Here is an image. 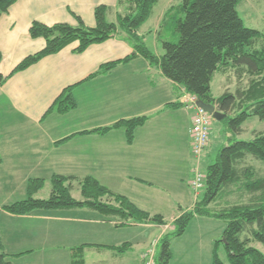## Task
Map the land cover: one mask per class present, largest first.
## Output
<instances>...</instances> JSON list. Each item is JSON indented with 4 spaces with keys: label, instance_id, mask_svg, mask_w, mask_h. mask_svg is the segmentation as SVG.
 <instances>
[{
    "label": "crops",
    "instance_id": "0c3cea01",
    "mask_svg": "<svg viewBox=\"0 0 264 264\" xmlns=\"http://www.w3.org/2000/svg\"><path fill=\"white\" fill-rule=\"evenodd\" d=\"M118 1L17 0L0 15V72L9 76L22 60L44 48L43 38L30 36L33 22L76 26L80 17L86 26L94 27L95 9L110 7L108 18L114 21L122 11ZM154 13L155 8L147 22ZM162 21L159 17L149 25L150 32H157ZM147 22L141 28L143 36ZM78 44L42 58L0 85V234L4 249L13 264H72L73 248L80 245H88L86 264H145L144 254L161 240L166 226L174 225L180 207L192 210L202 196L191 187L198 164L192 159L190 137L194 110L186 106L183 87L140 55L90 78L102 65L134 53L123 37L91 45L81 53L75 51ZM68 87H74L77 107L67 113L48 112ZM144 116L147 120L136 129L132 143L121 128L93 132ZM213 138L212 127L200 168L212 153ZM55 175L94 177L139 208L162 215L167 224H124L117 216L90 206L22 215L3 208L27 198L30 179L49 180ZM75 182L79 180L71 184ZM209 219L196 216L190 229L174 239L172 264H212L214 241L222 235ZM189 230L191 235H185ZM126 243L129 246L124 251L112 248ZM134 248H138L134 261H124Z\"/></svg>",
    "mask_w": 264,
    "mask_h": 264
},
{
    "label": "trees",
    "instance_id": "16d2710c",
    "mask_svg": "<svg viewBox=\"0 0 264 264\" xmlns=\"http://www.w3.org/2000/svg\"><path fill=\"white\" fill-rule=\"evenodd\" d=\"M16 1L0 0V15L8 12ZM159 1L119 0L118 5L122 11L117 14L116 21L108 18L111 8L100 5L95 9L94 27L86 26L80 17H77L79 24L76 26L68 23L47 25L39 21L33 22L30 36L43 38L46 41L44 48L27 56L9 76L0 72V85L14 73L29 68L42 58L56 54L75 42L79 43L75 51L81 53L91 45L123 37L133 47L134 53L124 60L102 65L90 78L111 72L119 64L140 55L148 59L150 64L159 66L168 79L195 95L199 101L215 105L226 115L222 122L230 124L237 131H241L244 123L251 117L264 120V33L244 24L238 12L242 0H184L181 5L172 6L163 22L168 19L179 38L161 39L164 49L161 56L149 48L146 36L141 34L142 26L151 18ZM176 9L178 11L173 14ZM258 39L263 41L260 48L256 47ZM1 61L0 52V64ZM231 69L238 73L247 71L252 77L249 86L237 89L235 93L228 91L215 97L211 84L216 73L225 74ZM73 90L74 87L66 88L48 112L67 113L75 109L78 103ZM146 120L145 116L123 119L93 132L104 133L121 128L126 132L127 141L132 143L136 129ZM218 150L215 162L205 171L202 196L192 210L186 211L180 207L173 235H165L161 239L158 264H172V243L186 232L196 216L227 222L222 238L214 243L212 264H223L219 254L221 246H224L230 264H264V253L251 245L252 241L264 244V175L250 163V157H253L264 165V131L258 132L252 140L235 141L230 145L220 146ZM2 161L0 155V165ZM73 180L81 182L82 200H77L72 195ZM52 184V194L48 199L35 198L33 195L42 188L44 179H30L27 185L28 197L3 208L22 215L36 210L90 206L105 215L117 216L124 224H167L162 215L139 208L128 197L110 190L94 177L78 179L55 175ZM233 196H237V200H233ZM87 246L73 248L72 264H86ZM128 246L126 243L112 248L124 251ZM0 264H13L4 249L1 234Z\"/></svg>",
    "mask_w": 264,
    "mask_h": 264
},
{
    "label": "rangeland",
    "instance_id": "374dc122",
    "mask_svg": "<svg viewBox=\"0 0 264 264\" xmlns=\"http://www.w3.org/2000/svg\"><path fill=\"white\" fill-rule=\"evenodd\" d=\"M183 1L184 0H160L156 4L155 13L152 19L149 22H147V24L143 28V33L146 36V42L149 48L153 52H155L158 56H161L164 54V49H163V46L160 40L161 39L177 40L179 38V34L177 32H174L172 24L171 22L168 21V19L166 22L162 21L163 23L157 28V32L155 31L150 32L149 25L155 23V21L158 20L159 17L164 18L163 14L166 12L168 7L179 6L183 3ZM177 11L178 9H176L173 14H175V12ZM238 12L242 20L244 21V24L248 28L256 29L260 31L261 33H264V0H242L240 5L238 6ZM109 20H112V19L109 18ZM113 20L115 21L116 19H113ZM173 32L175 33L174 37H172ZM262 44H263L262 39H258L256 43V47L260 48ZM251 78H252L251 75L247 71H242L238 73L237 71L231 69L228 73H225V74L222 72H217L211 84L212 92L215 97H220L228 91L235 93L237 89L247 88L250 84ZM212 127L214 130V138L212 141L213 146L211 148L212 153L209 155L208 158L204 159L201 164V169L204 172L206 171V169L208 168L210 164L215 162L217 153L219 151L218 149L220 146L230 145L234 143L235 141H240V140H244V141L252 140L258 132L264 131V120H261L258 117H251L244 123L241 131H237L235 128L230 126V124H227L226 122H222L218 120H215L213 122ZM192 159H195L193 153H192ZM250 159H251L250 163L253 164L257 168L260 174L264 175L263 163L253 157H250ZM52 178H50L49 180L44 179V185L42 186V188L33 195L35 198L48 199L51 196L52 189H53ZM80 184H81L80 181L72 184V190H71L72 195L77 200H82L84 198ZM202 191H200V193ZM6 192L8 191L6 190ZM26 196L28 197V193L26 194ZM232 198L233 200H237V196H233ZM168 220L170 221V219ZM209 221H211V223H214V225H216V227L220 231L218 235H223L227 222H225L224 220L215 219V218L213 219L211 218L209 219ZM188 229H190V226H188L187 230ZM173 230H174V225L166 226L164 228V231L161 234L162 236L160 239H162L165 235H173L172 234ZM189 231L190 232H187L185 235H191V230ZM221 238L222 236L218 239H221ZM155 244L156 243L154 242L150 249L155 248V251H156L155 259H156V264H158V257H159V254L162 248L161 240H159L156 245ZM251 245L261 250L264 253V244L259 243L257 241H252ZM137 251H138V248L129 250L128 252L129 254H127L123 258V260L129 261L132 263L135 259V253H137ZM219 254H220V258L223 264H230L228 260V255H227V252L224 246H221ZM212 262H213V259L211 263Z\"/></svg>",
    "mask_w": 264,
    "mask_h": 264
},
{
    "label": "built area",
    "instance_id": "2783aa9c",
    "mask_svg": "<svg viewBox=\"0 0 264 264\" xmlns=\"http://www.w3.org/2000/svg\"><path fill=\"white\" fill-rule=\"evenodd\" d=\"M183 90L186 97V106L191 107L194 110L193 123L190 129V137L192 144V153L196 161H198V164H196L194 168V176L191 181V187L198 195L199 192L203 190L206 180V174L200 168L199 160L210 142L213 117L203 108L198 106V98L195 95L188 93L184 88ZM155 257V248L148 250L143 256L145 264H156Z\"/></svg>",
    "mask_w": 264,
    "mask_h": 264
},
{
    "label": "water",
    "instance_id": "95a60500",
    "mask_svg": "<svg viewBox=\"0 0 264 264\" xmlns=\"http://www.w3.org/2000/svg\"><path fill=\"white\" fill-rule=\"evenodd\" d=\"M198 106L203 108L206 112L211 114L215 120L222 121L225 118V114L221 113L217 107L213 104H207L201 101L197 102Z\"/></svg>",
    "mask_w": 264,
    "mask_h": 264
}]
</instances>
